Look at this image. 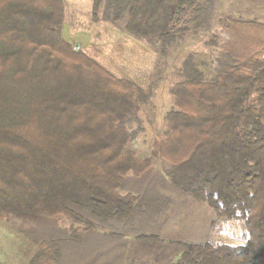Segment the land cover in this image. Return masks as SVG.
<instances>
[{"label":"trees","instance_id":"16d2710c","mask_svg":"<svg viewBox=\"0 0 264 264\" xmlns=\"http://www.w3.org/2000/svg\"><path fill=\"white\" fill-rule=\"evenodd\" d=\"M219 2L93 0V15L166 55L210 33ZM65 19L64 0H0V220L47 225L29 264H62L71 239L127 219L167 177L222 217L243 219L247 241L180 242L177 259L141 244L129 264H264V21L228 16L207 40L218 48L212 60L185 57L166 127L141 157L130 144L152 88L75 50ZM59 220L70 226H50Z\"/></svg>","mask_w":264,"mask_h":264},{"label":"rangeland","instance_id":"374dc122","mask_svg":"<svg viewBox=\"0 0 264 264\" xmlns=\"http://www.w3.org/2000/svg\"><path fill=\"white\" fill-rule=\"evenodd\" d=\"M64 2L66 19L62 35L75 50L87 52L116 75L153 90L150 102L140 110L144 131L130 144L141 157L151 156L154 138L166 127L165 116L174 103L170 88L185 57L196 53L202 59L212 60L218 48L207 40L212 33L222 32L228 16L264 21V0H220L210 33L189 38L162 55L113 24L95 20L93 0ZM154 161V169L161 170L162 160L155 157ZM42 225L15 216L0 220V264H29L39 243L47 236L42 234L47 225L45 228ZM50 226L68 228L70 221H52ZM60 233L59 237L64 235ZM153 233L165 241L155 244L137 238L140 234ZM247 238L243 219L222 217L207 203L183 193L167 177L137 203L127 219L104 221L80 241L71 239L63 250H103L94 264H129L134 253L131 249L141 244L145 250L159 253L164 259H177L183 250L180 242L244 244ZM135 253L140 255L141 251Z\"/></svg>","mask_w":264,"mask_h":264},{"label":"crops","instance_id":"0c3cea01","mask_svg":"<svg viewBox=\"0 0 264 264\" xmlns=\"http://www.w3.org/2000/svg\"><path fill=\"white\" fill-rule=\"evenodd\" d=\"M102 253L103 250H63L62 264H94L95 257Z\"/></svg>","mask_w":264,"mask_h":264}]
</instances>
